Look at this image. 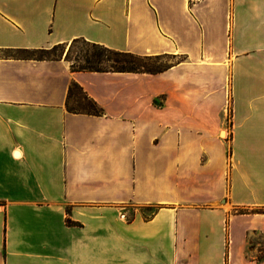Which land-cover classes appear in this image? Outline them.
<instances>
[{
    "label": "crops",
    "instance_id": "0c3cea01",
    "mask_svg": "<svg viewBox=\"0 0 264 264\" xmlns=\"http://www.w3.org/2000/svg\"><path fill=\"white\" fill-rule=\"evenodd\" d=\"M0 264H264V0H0Z\"/></svg>",
    "mask_w": 264,
    "mask_h": 264
},
{
    "label": "trees",
    "instance_id": "16d2710c",
    "mask_svg": "<svg viewBox=\"0 0 264 264\" xmlns=\"http://www.w3.org/2000/svg\"><path fill=\"white\" fill-rule=\"evenodd\" d=\"M70 43L71 44L81 43L83 45L90 46L93 49V52L91 54L83 53V54L77 55L76 56L77 60H75V63H73V64L71 63V65H70L72 70L97 71V72H105V71L125 72V71H127V72L156 73V72H160V71H162L168 67L167 66L166 68L159 70V71H152V70H150V71H139L135 67V63H134L135 58L140 57L138 55H134V54L128 53V52L112 50V49L106 48L102 45L86 41L82 38L73 39ZM60 45H62V44H60ZM60 45H56V46H60ZM38 51H44V50H42V49H37V50L21 49V50L16 51V55L22 56V57L37 58V59H56V58H59V57L49 58V57H46L42 54L36 55V53ZM161 56H163V55H161ZM118 57H124V59H121ZM142 57L151 58V57H159V56H142ZM75 88L80 90V88L75 84H73L71 86L70 90L72 91V89H75ZM70 94H71V92H70ZM88 100H89V109L81 110V111L80 110H69V111L86 112L89 114L99 115L101 113L99 107L96 105L95 102L91 101L90 99H88Z\"/></svg>",
    "mask_w": 264,
    "mask_h": 264
},
{
    "label": "rangeland",
    "instance_id": "374dc122",
    "mask_svg": "<svg viewBox=\"0 0 264 264\" xmlns=\"http://www.w3.org/2000/svg\"><path fill=\"white\" fill-rule=\"evenodd\" d=\"M44 51H38L36 55H44L46 57H62L64 58L70 65L71 63H75L77 60L76 56L79 54L87 53L91 54L93 49L90 46L83 45L81 43L71 44L67 43L60 46H53L50 48H43ZM124 59V57H118ZM174 61V58L168 56H159V57H151L144 58L142 56L135 58L134 63L135 67L139 71H159L166 68L171 62ZM77 63V62H76ZM76 65V64H75ZM71 97L67 102V108L69 110H87L89 109V100L83 95L81 90L72 89ZM153 211L152 208L146 210L145 214H149Z\"/></svg>",
    "mask_w": 264,
    "mask_h": 264
},
{
    "label": "bare ground",
    "instance_id": "6f19581e",
    "mask_svg": "<svg viewBox=\"0 0 264 264\" xmlns=\"http://www.w3.org/2000/svg\"><path fill=\"white\" fill-rule=\"evenodd\" d=\"M222 136L224 137L225 136V133H222Z\"/></svg>",
    "mask_w": 264,
    "mask_h": 264
}]
</instances>
